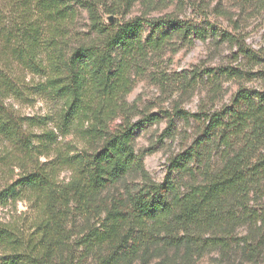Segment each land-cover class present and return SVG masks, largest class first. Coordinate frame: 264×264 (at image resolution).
Masks as SVG:
<instances>
[{"label":"trees","instance_id":"16d2710c","mask_svg":"<svg viewBox=\"0 0 264 264\" xmlns=\"http://www.w3.org/2000/svg\"><path fill=\"white\" fill-rule=\"evenodd\" d=\"M136 1L0 0V264H132L157 241L217 246L222 236L205 234L230 236L225 227L245 207L244 194L264 180V91L242 88L231 107L201 121L206 135L235 145L221 167L181 191L172 173L191 170L196 139L169 159L162 182L144 170L133 132L158 117L134 120L124 97L142 59L166 40L142 38L154 23L145 15L126 18ZM170 16L155 22L172 24ZM134 171L135 193L103 196ZM88 214L95 223L76 247L71 219Z\"/></svg>","mask_w":264,"mask_h":264},{"label":"rangeland","instance_id":"374dc122","mask_svg":"<svg viewBox=\"0 0 264 264\" xmlns=\"http://www.w3.org/2000/svg\"><path fill=\"white\" fill-rule=\"evenodd\" d=\"M142 15L154 21L143 25L142 38L164 35L166 42L142 59L141 71L133 73L135 84L124 97L135 108L134 120L144 114L158 117L135 129L133 145L142 153L144 170L151 179L162 182L169 159L189 151L201 139L198 154L187 161L191 170L172 173L184 191L194 179L200 181L204 171L221 167L226 153L228 157L235 152L233 142L226 149L216 132L206 135L203 118L231 107L240 88L264 91V0H137L126 18ZM165 15H171L172 24L155 22ZM87 16L82 11L80 27ZM39 108L40 104L22 111ZM119 122L117 118L111 126L115 128ZM140 183L141 173L134 171L103 196L135 193ZM243 201L245 207L237 208V218L225 227L231 230L230 236L222 231L205 234L206 239L222 236L217 246L202 249L188 242L169 246L157 241L141 249L145 260L139 253L132 264H264V180L244 194ZM26 209L24 202L17 204L18 212ZM89 215L71 219L76 247L81 232L95 223L96 218Z\"/></svg>","mask_w":264,"mask_h":264}]
</instances>
